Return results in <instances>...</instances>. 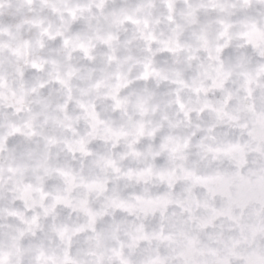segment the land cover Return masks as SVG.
I'll return each mask as SVG.
<instances>
[{"label": "clouds", "instance_id": "obj_1", "mask_svg": "<svg viewBox=\"0 0 264 264\" xmlns=\"http://www.w3.org/2000/svg\"><path fill=\"white\" fill-rule=\"evenodd\" d=\"M0 264H264V0H0Z\"/></svg>", "mask_w": 264, "mask_h": 264}]
</instances>
